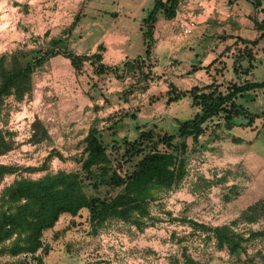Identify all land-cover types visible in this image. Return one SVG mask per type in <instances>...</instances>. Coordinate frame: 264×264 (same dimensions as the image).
<instances>
[{"label": "trees", "instance_id": "16d2710c", "mask_svg": "<svg viewBox=\"0 0 264 264\" xmlns=\"http://www.w3.org/2000/svg\"><path fill=\"white\" fill-rule=\"evenodd\" d=\"M183 1L185 0H154L141 24L145 45L144 57L125 61L122 66L103 64L100 51L91 55L75 54L67 48L63 36L50 38L46 46L17 48L1 54L0 120L4 114L5 100L12 97L15 101H22L30 96L34 86V74L56 55L68 58L77 73L84 63L88 62L97 74L113 75L118 79L132 74L135 81L124 95L145 90L151 78H154L151 51L155 42L154 28L158 16L161 15L164 19L174 18ZM247 1L255 10L264 13V0ZM76 21L78 16L73 19L69 29L74 28ZM254 25L259 32L258 37L253 40L236 37L237 44L240 42L244 45L233 57L232 68L237 74L247 75L254 68V51L260 40L264 39V16L261 20L254 19ZM262 88L264 80H232L224 88L212 82L190 90H179L173 83H169L166 92L167 105L189 97L191 105L198 108V111L192 118L178 122L175 134L157 133L154 126L142 128L138 137L133 140L126 137L121 140L112 138L110 148L122 162L115 160L111 155L112 150L108 152L107 144L102 140V133L106 129L115 137L117 127L128 112L119 111L107 116L105 120L108 125L104 127H100L99 120H95L83 139L84 147L77 159L80 163L79 170H61L47 173L37 179L18 177L0 190V264H43L41 253L46 255L50 249L43 243V234L52 228L64 213L77 216L81 211H86L90 226L88 232L91 235H97L112 221H123L142 230L146 225V218H151L150 205L159 199L158 194L170 192L180 186L189 173V157L203 152L205 147L200 138L205 133L207 122L220 118L214 126L210 140L228 136L225 130L253 126L255 120L262 115L238 104L237 99ZM157 98L151 97V102ZM32 130L31 142L39 143L48 138L47 129L39 119L32 122ZM13 137L12 132L0 127V155L13 149ZM188 139L191 140V145ZM232 141L238 143L241 139L232 136ZM53 154L50 152L48 157ZM128 163L132 168L121 173L118 168ZM17 171L19 169L15 166L0 164V184L5 176ZM218 178L215 182L223 180ZM206 183L211 181L207 180ZM88 188L91 192L87 191ZM102 188L109 189L105 196L98 194ZM225 198L231 199L229 195ZM262 219L264 197L243 209L231 224H252ZM188 223L195 229L211 232L220 245L229 242L231 254H246L244 243L258 239L261 248L256 250L255 255L264 264V225L258 230L248 229L247 235L235 233L236 240L232 241L224 233L221 234V227H209L192 220ZM3 257L7 259L2 261ZM184 264L203 263L185 255Z\"/></svg>", "mask_w": 264, "mask_h": 264}, {"label": "rangeland", "instance_id": "374dc122", "mask_svg": "<svg viewBox=\"0 0 264 264\" xmlns=\"http://www.w3.org/2000/svg\"><path fill=\"white\" fill-rule=\"evenodd\" d=\"M83 3L84 1L72 8H61L56 2L51 3V0H0V55L17 48L46 46L52 37L68 34L69 38L73 30L69 26L85 10ZM181 20L192 21L190 27L196 28V19L186 17ZM173 22L174 27L181 31L179 23L175 20ZM257 49L264 53V40ZM44 67L34 74V83H38V77L42 79V73H46L50 66ZM128 75L132 77V74ZM249 76L251 80L262 81L264 70L259 67ZM103 85L98 79L93 87L97 95L101 93ZM34 86L31 95L22 101H15L12 97L5 100L0 127L14 134V147L0 156V164L15 166L19 171L8 175L9 178L3 185L18 177L37 179L47 173L79 170L80 163L77 159L83 148L77 135L95 118L99 120L98 125L104 127L110 107L113 108L110 104L113 99H108L102 105H97V109H94L96 105L92 102L85 110L74 111L58 99L53 89ZM237 103L262 115L263 125L258 126L260 132L255 140V147L264 154V96L258 102L251 93L245 94L237 99ZM172 106L180 117L178 122L193 117L196 113V107L191 105L190 98ZM136 117L134 111L131 118ZM35 119L42 121L50 135L49 139L42 140L39 145L30 141V129ZM219 120L220 118H214L207 122L205 133L200 138L205 147L203 152L189 157V174L196 176V179L193 180L192 177L170 192L159 193V199L150 205L151 218H146V225L142 230L133 224L112 221L97 235H91L85 212L78 215L74 222H69L76 229L79 240L68 246L71 255L67 264H184L185 255L203 264H262L255 255L256 250L261 248L258 239L244 243L246 254H231L229 242L220 245L211 232L195 229L188 223L192 220L209 227H221V234L224 233L232 241L236 240L235 233L247 235L248 229L258 230L264 225V219L252 224H231L247 204H252L259 197L261 192L257 188L264 176L261 174L264 169L249 173L241 162L246 151L229 137L210 140ZM177 121H166L164 129L155 128V131L160 134H175ZM140 130L138 127L132 134L113 137L105 129L102 140L107 144L109 152L112 150V138L121 140L126 137L133 140L138 137ZM188 143L191 145L190 139ZM113 151L111 155L115 160L122 162ZM50 152L54 154L49 158ZM31 168L34 170H30ZM131 168L128 163L118 169L123 173ZM217 177L219 180L223 177L226 179L215 182ZM207 180L211 183H206ZM230 187L232 188L229 189ZM108 190L102 188L98 194L105 196ZM87 191L91 192L89 188ZM226 195L231 199H226ZM6 259L3 257L2 261Z\"/></svg>", "mask_w": 264, "mask_h": 264}, {"label": "crops", "instance_id": "0c3cea01", "mask_svg": "<svg viewBox=\"0 0 264 264\" xmlns=\"http://www.w3.org/2000/svg\"><path fill=\"white\" fill-rule=\"evenodd\" d=\"M83 1L85 10L78 17L72 34L66 39L65 36L68 34L63 35L68 49L77 55H91L100 51L102 63L108 66H122L125 61L144 57L145 45L141 24L154 0H51V3L56 2V5L61 8H72ZM261 13L255 10L247 0H185L180 3L175 17L196 19V28L190 34L177 30L173 25V18L164 19L159 15L154 28L155 42L151 51L154 64L152 72L155 77L149 81L147 88L143 91L124 95L135 81L131 76L118 79L113 75L97 74L88 62H85L83 68L77 73L70 60L61 55L49 59L48 71L43 72L42 79L38 77V83L35 82L34 85L43 89H53L58 99H61V102L64 101L74 111H83L86 106H91L92 102L97 106L102 105L103 101L113 99L110 101L113 108L110 107L109 115L119 111L128 112L116 129L117 135H129L138 127L142 129L144 126L149 128L156 126L162 130L166 126V121L176 122L180 119L172 105L189 98L184 97L167 105L166 92L169 83H173L179 90H190L195 86L201 87L212 82L224 88L232 80L255 81L251 80L249 75L259 67L264 70V53L258 49L254 51V68L247 75L233 72L232 62L237 50L244 46L240 42L237 44V36L248 40L258 37L259 32L255 28L254 19L261 20L263 18ZM263 40H260L257 48ZM48 79L50 81H47ZM98 79L104 84V89H100L101 93L97 95L93 87ZM64 90L66 91L63 92ZM250 93L255 100L261 102L264 88ZM151 97L158 98L151 102ZM134 111L137 117L132 119L130 114ZM197 111L198 108H196ZM253 112L258 113L255 110ZM95 119L87 122L83 132L77 135L82 148L84 147L83 139ZM259 124L263 125L261 118H257L251 127L225 130L228 136L224 138L229 137L232 140L234 136L241 139L238 144L246 151L241 162L249 173L252 170L258 172L264 169V154L255 147V140L260 132ZM107 125L108 123H105V126ZM47 132L49 139L48 129ZM209 148L213 149V147ZM261 174L264 175V173ZM7 178L9 177L5 176L2 180L1 189ZM223 179L225 181L226 177ZM257 190L261 193L254 201L264 196V176L260 179ZM250 204L251 202L243 209ZM82 212L86 213L81 211L80 214ZM77 217L78 215L71 216L64 213L52 228L44 232L43 243L50 249L46 255L41 253L43 264L69 262L71 254L68 246L79 240L76 229L69 222H74Z\"/></svg>", "mask_w": 264, "mask_h": 264}, {"label": "built area", "instance_id": "2783aa9c", "mask_svg": "<svg viewBox=\"0 0 264 264\" xmlns=\"http://www.w3.org/2000/svg\"><path fill=\"white\" fill-rule=\"evenodd\" d=\"M178 18H179L180 20H178ZM181 18H182V17H179V16L177 17V16H176V17H174L173 19L179 23L180 29H181V31H182L184 34L191 33L192 30H193V29L190 27V25L192 24V21H189V22H183V20H181ZM187 23H189V25H188ZM30 131H31V133L33 132L32 129H30ZM192 177H193V176L190 175V174L188 173V174L186 175V177L183 179L182 184H183L184 182H186L187 179H190V178H192ZM195 179H196V176L193 177V180H195Z\"/></svg>", "mask_w": 264, "mask_h": 264}]
</instances>
